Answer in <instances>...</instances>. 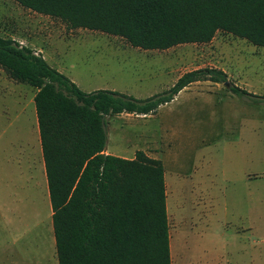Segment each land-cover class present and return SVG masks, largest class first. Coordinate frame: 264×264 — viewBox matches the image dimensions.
I'll list each match as a JSON object with an SVG mask.
<instances>
[{"label":"rangeland","instance_id":"1","mask_svg":"<svg viewBox=\"0 0 264 264\" xmlns=\"http://www.w3.org/2000/svg\"><path fill=\"white\" fill-rule=\"evenodd\" d=\"M0 36L39 53L86 92L107 88L144 99L186 71L215 67L251 93L237 96L224 82L193 84L188 90L208 93L202 105L183 96L191 108L177 105L170 117L109 116L106 143L114 154L133 156L154 149L146 145L148 132L160 141L156 155L176 179L173 193L167 191L173 197L167 215L178 264L185 254L190 264H231L247 245L251 264H264L263 47L219 30L206 43L144 50L120 36L69 28L14 0H0ZM34 92L0 67V250L1 218L10 221L11 234L30 228L34 234L31 207L43 203Z\"/></svg>","mask_w":264,"mask_h":264},{"label":"trees","instance_id":"2","mask_svg":"<svg viewBox=\"0 0 264 264\" xmlns=\"http://www.w3.org/2000/svg\"><path fill=\"white\" fill-rule=\"evenodd\" d=\"M86 28L124 38L144 50L206 43L228 32L264 48V0H14ZM0 67L35 88L58 264H170L162 162L104 153L106 118L149 114L195 81L223 83L226 73L200 67L144 99L110 89L81 90L14 39L0 36ZM237 95L248 91L228 81Z\"/></svg>","mask_w":264,"mask_h":264},{"label":"crops","instance_id":"3","mask_svg":"<svg viewBox=\"0 0 264 264\" xmlns=\"http://www.w3.org/2000/svg\"><path fill=\"white\" fill-rule=\"evenodd\" d=\"M245 40V39H244ZM247 41V40H246ZM248 42V41H247ZM260 47V46H259ZM42 52V51H41ZM202 82H210L211 84H214L217 86L218 82H212L209 80H203V81H195L190 83L188 86L181 89L172 100H170L167 103H164L160 105L155 112L149 113V114H135L136 116H145V118H153V117H159L163 115L164 117L167 115V117H170L173 114V109L178 105L185 104L186 106H192V103L188 101L185 102L183 99V96L189 97V99L194 98L198 99L195 101L198 105H202L204 103L203 98H205L208 93L207 92H200V91H190L188 88H190L193 84H198ZM236 85V84H235ZM107 89V88H104ZM94 90V89H92ZM96 90V89H95ZM114 90V89H110ZM35 93V92H34ZM33 93V96H34ZM33 96L31 99V103L33 102ZM191 108V107H190ZM168 110V111H167ZM123 114H133V113H120L117 115H113L111 117L120 118L123 116ZM34 115H35V124H36V130H37V136H38V143L40 146L39 156H40V164L42 168V178L40 181V195L42 199V204L40 205L39 202H36L32 207L36 213V218L34 221V226L37 227L35 233H30L31 228L18 234H11L10 229L7 228V224H10V221L6 223L4 221V218L2 217V225L4 226L5 234L3 233V241L1 243V250H0V264H58V258H57V250H56V243H55V236L53 233V225H52V208L50 204L49 199V191L47 186V180L45 175V168H44V161L42 157V151H41V145H40V138H39V131H38V125H37V118L35 113V107H34ZM164 138V137H163ZM146 145H154L153 152H151L150 148L148 152L150 154H147L149 157L159 159L162 162L163 166V175H164V184H165V205H166V212L168 214L169 211L172 210V198L168 196L167 191L173 193L171 190V182L176 181L174 177V173L168 171V174L165 170L166 167V161L161 160L158 154L159 149L161 147L160 141L157 139H154V137L148 132L147 137H145ZM104 153L106 154H113L116 156H120L123 158H133L135 152H133V156H125L121 153L114 154L111 152L108 148V145L106 143ZM155 153V154H154ZM43 192V193H42ZM192 192V191H191ZM172 195V194H171ZM168 219V215H167ZM26 227L31 226L30 224H26ZM169 226V222H168ZM6 227V229H5ZM21 231V230H20ZM172 236L169 233V251H170V264H178V258H176L175 253V247L172 244V241H170ZM248 245L245 247L243 246L241 250L242 254L239 253V256L236 260H234L231 264H251V258L249 259V252H244V249H246ZM236 256V257H237ZM187 255H183V264H190V262H186ZM240 258V260H239Z\"/></svg>","mask_w":264,"mask_h":264},{"label":"water","instance_id":"4","mask_svg":"<svg viewBox=\"0 0 264 264\" xmlns=\"http://www.w3.org/2000/svg\"><path fill=\"white\" fill-rule=\"evenodd\" d=\"M224 85H225L226 87H228V81H225V82H224Z\"/></svg>","mask_w":264,"mask_h":264},{"label":"built area","instance_id":"5","mask_svg":"<svg viewBox=\"0 0 264 264\" xmlns=\"http://www.w3.org/2000/svg\"><path fill=\"white\" fill-rule=\"evenodd\" d=\"M35 53V52H34ZM35 54H37V53H35Z\"/></svg>","mask_w":264,"mask_h":264}]
</instances>
